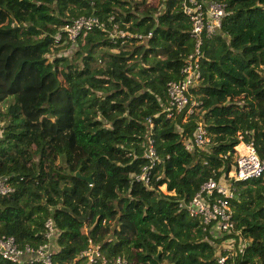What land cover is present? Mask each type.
<instances>
[{"label": "trees", "instance_id": "obj_1", "mask_svg": "<svg viewBox=\"0 0 264 264\" xmlns=\"http://www.w3.org/2000/svg\"><path fill=\"white\" fill-rule=\"evenodd\" d=\"M202 1L225 15L202 38L198 104L183 119L162 112L194 44L179 0H0V176L12 187L0 195V236L35 248L50 217L55 264H89L90 247V264H218L219 244L234 236L222 264H264V176L230 182L228 235L212 237L177 208L209 178L227 177L238 134L264 160V115L226 104L236 95L264 103V0ZM89 16L103 28L76 37L81 51L51 55L71 43L64 26ZM112 25L122 37H107ZM148 120L157 161L144 185ZM198 123L209 144L188 151Z\"/></svg>", "mask_w": 264, "mask_h": 264}, {"label": "built area", "instance_id": "obj_2", "mask_svg": "<svg viewBox=\"0 0 264 264\" xmlns=\"http://www.w3.org/2000/svg\"><path fill=\"white\" fill-rule=\"evenodd\" d=\"M180 12L187 17L190 23V35L194 41L192 51L186 55L180 69L181 78L177 81H170L166 84V101L162 107L164 116L170 118L173 113H182L183 119L192 113L193 107L198 104L192 91L200 82L199 65L201 60V43L203 37L214 35L219 27L220 20L225 15L222 4H205L202 0H179ZM103 28V23L96 17H80L65 25V42H73L77 36L83 37L92 28ZM107 37L114 39L122 37L123 32L112 25L107 31ZM59 35H56L54 42H58ZM145 37H148L146 35ZM143 38V37H142ZM150 122L145 126V139L141 142L143 157L146 164L141 168L136 177L144 185L148 182V172L157 161L153 148L152 139L149 136ZM234 146L233 165L227 177L208 179L202 183L197 192L189 200H179L177 208L184 210L189 217H195L203 225L212 237L228 235L233 230L232 209L229 200L233 197L230 190L231 181H245L252 178L264 176V160L260 159L252 144L241 140ZM209 144V136L201 123L194 127L192 137L185 140L184 149L190 151L194 147H204ZM12 187L7 183L5 176H0V195L9 193ZM42 237L44 242L35 248L24 245L19 247L12 236H0V257L16 264L38 262L40 264H55L51 261V254L54 250L55 229L53 221L47 217L43 222ZM234 234H237L236 232ZM234 236H227L218 246L216 262L223 261L232 256ZM243 244L238 242V248L242 249ZM90 264L93 258L98 256L97 247H90L83 252ZM101 264H126L122 258H115L113 262L101 259Z\"/></svg>", "mask_w": 264, "mask_h": 264}, {"label": "rangeland", "instance_id": "obj_3", "mask_svg": "<svg viewBox=\"0 0 264 264\" xmlns=\"http://www.w3.org/2000/svg\"><path fill=\"white\" fill-rule=\"evenodd\" d=\"M161 0H146V2L151 5V6H160L161 4L159 3ZM66 44V43H65ZM81 51L78 46L77 42L74 40L73 42L65 45V47H60L51 52V55L53 54H62V55H72L76 51ZM94 65L100 66L101 63L98 60H95ZM8 101L4 102L3 104H0V110H3L5 105L7 104ZM226 104L229 105V112L230 113H237L241 111H245L246 109H253L256 111L257 114L259 115H264V103L262 102H256L252 101L249 98H243V95H236L232 97L231 99L226 101ZM233 253H235V246H232ZM87 257V256H86Z\"/></svg>", "mask_w": 264, "mask_h": 264}, {"label": "water", "instance_id": "obj_4", "mask_svg": "<svg viewBox=\"0 0 264 264\" xmlns=\"http://www.w3.org/2000/svg\"><path fill=\"white\" fill-rule=\"evenodd\" d=\"M73 175H74L75 177H78V178H80V179L86 181L88 184H90V176H81V175H79V173H78L77 170L73 173Z\"/></svg>", "mask_w": 264, "mask_h": 264}]
</instances>
